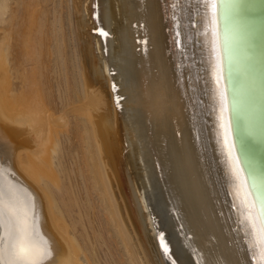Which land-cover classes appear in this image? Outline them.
Segmentation results:
<instances>
[{"label":"bare ground","instance_id":"obj_1","mask_svg":"<svg viewBox=\"0 0 264 264\" xmlns=\"http://www.w3.org/2000/svg\"><path fill=\"white\" fill-rule=\"evenodd\" d=\"M219 6L0 0V184L42 264H264Z\"/></svg>","mask_w":264,"mask_h":264},{"label":"water","instance_id":"obj_2","mask_svg":"<svg viewBox=\"0 0 264 264\" xmlns=\"http://www.w3.org/2000/svg\"><path fill=\"white\" fill-rule=\"evenodd\" d=\"M228 3L218 0L233 136L264 220V0H232L229 9ZM234 52L238 53L235 60ZM258 64L260 75L255 70ZM249 127L261 130L256 133Z\"/></svg>","mask_w":264,"mask_h":264},{"label":"snow or ice","instance_id":"obj_3","mask_svg":"<svg viewBox=\"0 0 264 264\" xmlns=\"http://www.w3.org/2000/svg\"><path fill=\"white\" fill-rule=\"evenodd\" d=\"M207 3L212 8L216 7V0H207ZM33 207L34 204L29 201L21 210L22 214L18 213L14 205L5 203L4 188L0 184V229L8 233V240L0 244V264H42L49 254L43 243L37 240L39 233L34 219L31 225L28 224L29 212ZM258 220L257 241L264 251V220ZM40 239L42 241L43 238ZM164 251L167 253L166 247Z\"/></svg>","mask_w":264,"mask_h":264},{"label":"rangeland","instance_id":"obj_4","mask_svg":"<svg viewBox=\"0 0 264 264\" xmlns=\"http://www.w3.org/2000/svg\"><path fill=\"white\" fill-rule=\"evenodd\" d=\"M98 31H100V29H97ZM105 32V31H104ZM107 36H111V34H109L108 32H107ZM111 39H112V36H111ZM94 87H96V86H94ZM118 88V87H117ZM94 90V89H93ZM118 90H120V89H118ZM93 92V91H92ZM117 99H119L120 101L117 103V105L118 106H120L121 108H122V102H123V95H118V97H117ZM124 108V107H123ZM9 187V188H8ZM5 188H8V189H10L11 187L9 186V185H5ZM232 207H234L233 205H232ZM2 234V235H1ZM4 234H6L7 235V231H5V230H1L0 231V235L2 236H0V244H2L3 242H6V236L4 235ZM4 236V237H3ZM3 240V242H2V240ZM105 253V252H104ZM104 253H103V256H104V258H106L105 257V255H104ZM7 258V257H6ZM107 260V259H106ZM140 260H141V258H140ZM109 261V260H108ZM105 264H107L106 262H104ZM111 264H113V262L111 263Z\"/></svg>","mask_w":264,"mask_h":264}]
</instances>
